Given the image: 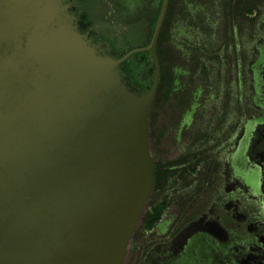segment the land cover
Listing matches in <instances>:
<instances>
[{"label": "water", "instance_id": "1", "mask_svg": "<svg viewBox=\"0 0 264 264\" xmlns=\"http://www.w3.org/2000/svg\"><path fill=\"white\" fill-rule=\"evenodd\" d=\"M168 1L148 45L113 58L64 0H0V264H123L155 180L148 121ZM138 51L150 53L146 91L118 70Z\"/></svg>", "mask_w": 264, "mask_h": 264}, {"label": "flooded vegetation", "instance_id": "2", "mask_svg": "<svg viewBox=\"0 0 264 264\" xmlns=\"http://www.w3.org/2000/svg\"><path fill=\"white\" fill-rule=\"evenodd\" d=\"M64 3L85 40L119 58L148 45L161 0ZM207 3L200 7L206 14L200 36L216 44L230 25L222 17L229 10L220 0ZM231 14L232 86L209 83L190 61L173 59L169 97L156 92L148 121L154 201L146 211L158 217L134 231L123 264H264V0H233ZM118 70L131 88L146 91L149 51L130 54ZM194 222L199 228L182 247L173 245Z\"/></svg>", "mask_w": 264, "mask_h": 264}, {"label": "trees", "instance_id": "3", "mask_svg": "<svg viewBox=\"0 0 264 264\" xmlns=\"http://www.w3.org/2000/svg\"><path fill=\"white\" fill-rule=\"evenodd\" d=\"M208 0H169L164 22L158 36L157 58L160 64V78L157 88V98L169 97V88L173 81L171 72L172 60L190 61L193 71L202 72L209 83L218 86L223 84L226 88L232 86L234 80L232 71V58L235 53V38L232 27L231 4L233 0H220L229 13L223 15L228 27H225L224 38L219 43H210L200 35L205 31L206 14L200 10L201 6L208 5ZM213 0H209V2ZM193 29L197 36L190 37L188 28ZM210 29V28H209ZM212 30V29H210ZM191 32V33H192ZM211 32V31H210ZM228 35H230L228 37ZM177 39L176 44L173 38ZM154 189V185H153ZM153 191V190H152ZM153 202V196H150ZM158 214L148 210L144 213L142 225L136 228H151Z\"/></svg>", "mask_w": 264, "mask_h": 264}, {"label": "rangeland", "instance_id": "4", "mask_svg": "<svg viewBox=\"0 0 264 264\" xmlns=\"http://www.w3.org/2000/svg\"><path fill=\"white\" fill-rule=\"evenodd\" d=\"M155 19V18H154Z\"/></svg>", "mask_w": 264, "mask_h": 264}]
</instances>
